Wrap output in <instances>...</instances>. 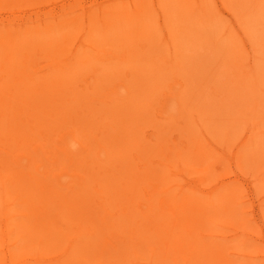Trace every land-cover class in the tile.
I'll list each match as a JSON object with an SVG mask.
<instances>
[{
  "label": "bare ground",
  "instance_id": "6f19581e",
  "mask_svg": "<svg viewBox=\"0 0 264 264\" xmlns=\"http://www.w3.org/2000/svg\"><path fill=\"white\" fill-rule=\"evenodd\" d=\"M176 1L173 12L165 1L159 4L166 23H156L158 28L154 19L158 8L153 9L151 0L112 2L109 9H101L105 3L99 13L91 8L88 15L94 21L82 34H87L83 51L64 56L61 49L70 40L75 19L50 26L46 16L50 9L45 11L50 0H0V222L5 227L0 264H252L240 262L247 253L233 258L227 252L238 247L250 250L248 238L223 242L222 236L202 233L245 219L237 200L238 185L223 182L215 189L227 191L203 198L173 183L171 160L176 156L185 154L191 167L202 165V180L208 172L211 175L213 162L205 142L210 128L201 107L194 112L190 106L192 95L183 102L187 95L177 93L176 100L193 119L179 122L175 117L177 124L186 126L183 132L190 135L189 141L165 138L174 125L163 124L155 108L162 75L166 78L157 62L148 59L159 47L166 48L158 42V29L167 32L164 43L175 46L180 43L174 33L176 20L196 18L197 26L190 32L207 27L208 19L199 23L195 15L199 5ZM34 7L42 12L35 10V19L28 12ZM263 13L259 10L246 21L258 27L264 24ZM232 42L231 57L241 60L243 54L237 52L236 40ZM200 48L207 49L205 44ZM236 60L234 68L241 66ZM92 63L100 64L93 69ZM173 67L174 73H188L177 64ZM89 71L95 72L90 86L70 94L68 83ZM244 72L238 78L245 89L241 105L236 100L237 111L229 114L223 107L218 132L223 140H231L249 123L253 135L241 140L237 160L244 169L259 171L262 189L264 105L258 90L264 92V76L252 68ZM223 76L227 80V74ZM217 90L213 87L212 94L220 95ZM203 97L206 107L208 97ZM103 100L101 116L90 104ZM59 130L70 134L52 138ZM65 161L68 164L59 165V171L52 166ZM241 226L246 229L245 222ZM63 237L68 239L67 249L54 257L46 254L57 250ZM23 250L29 252L17 255Z\"/></svg>",
  "mask_w": 264,
  "mask_h": 264
},
{
  "label": "rangeland",
  "instance_id": "374dc122",
  "mask_svg": "<svg viewBox=\"0 0 264 264\" xmlns=\"http://www.w3.org/2000/svg\"><path fill=\"white\" fill-rule=\"evenodd\" d=\"M66 1L67 3L65 6L68 7L69 5V9H65V6H62V4ZM132 1L138 2L140 0ZM132 1L50 0V6L45 8V11L50 9V14H46V16H50V26H57L56 23L61 21L68 22L69 20H76L70 40L68 41V44H66V47L61 49V53H63L64 56H70L68 53L70 52L72 56L74 52L81 53L83 51L84 45L86 44L84 40L87 39V34L85 36H82V34L85 32L86 28L88 29V26H92L94 21L88 15L91 8L95 10L94 13H99L100 8L103 7L105 3V6L101 9H109L108 5L112 2H116L117 5L127 2L131 5ZM162 1H165L166 4L172 7L171 12L177 8L176 0H151L152 4L155 5L153 9L158 8L156 9V15L154 18L157 28V24L161 25L162 23H166L161 10L162 7L159 5L164 4ZM180 1L181 4L188 3L191 5L192 3L194 7L199 5L200 8H197V10L194 8L195 15L198 16V19L200 18L199 23L202 20L208 19V21H206L207 27L204 29L201 27L202 29H195V31L190 32V29L197 26L196 18H191L184 23H182L181 20H176L177 29L174 33H178L180 36V43L175 46L171 43H164V36L167 35V32H162L158 29V42H161V47L165 46L166 48L161 49L158 46V54L155 52L156 55L154 57L152 53L154 58L148 59L157 62L158 66L161 67L159 69V73H161V71L164 72L166 74V78L164 79L162 75V83L158 90L160 96L159 100L156 102L155 108L158 111L157 114L159 117L162 118L161 122L163 124L171 121L174 125L172 129H168L167 136H164L165 138H169L171 142H178L180 140H182V142L189 141L187 139H190V135L187 134L185 136L183 132L186 126L177 124L175 122V117H178L179 122H190L193 119L187 114L189 113L188 111L178 108L176 100H178L177 93L180 95H187L183 97V100H181L183 102H186L192 95L189 103L190 106L194 112H200L195 108L196 106L201 107V110L204 112L201 116H203L205 122H208L206 128H210V130H206L207 134L205 142L210 146L208 151L212 155L213 162L210 170L211 175H209L208 172V176H206L208 178L206 180H202L199 177V174L203 173L202 171L200 172L202 165L199 166V164L195 163V165L191 167L189 165L192 161H189L187 157H185V154L180 157L176 156L173 161L171 160V167L174 169V172H176L173 177V183L184 185L187 191L192 192L197 196L210 198L212 195L217 196L228 190V188L216 190V187L221 185L223 182H235L236 185H234V188L237 185L239 188L237 200L242 209L240 213L245 219H241L235 224H229L226 228H205L202 230V233H212L222 236L224 239H219L223 240V242L239 239L244 241L248 238L247 241L250 244V250H243V247H238L227 250V252L233 253V258H236L238 254L247 253L248 256L245 257L244 261H240L241 263L248 261L252 264H264V188L258 189V185L260 184V179H258L259 171L249 170L246 167L244 169L238 164L237 160L240 142L241 140L249 138L253 135L252 129L249 128V123L243 124L239 133L235 134L231 140H223L221 134L218 132L220 130L219 117L222 116L223 118V114H221L223 107H225V109L228 108L227 111L229 114L237 111L235 107L237 102L236 100H238L241 105L239 97L245 94L243 93L245 89L241 88V82L238 78L244 76V71H248L251 68L254 69V74L257 76L260 74L264 76V24L258 27H253V24H255L254 22L246 21L253 20L256 16L255 13L259 10H263L264 12V0H251L252 4L249 5L250 2H247L241 4L240 6H238L240 3L237 5H235L236 3L230 4L227 0ZM35 10L38 12L37 7L36 9L35 7L30 8L28 11L29 13L33 12L32 16H34V19L37 17L35 16L37 14ZM187 15H184V17H187ZM262 16L264 18V13ZM215 25H218V27H214ZM186 26H188V28H186ZM185 32H188V34H185ZM240 33L243 38L239 36ZM232 39H235L237 42V52L240 50L243 54L241 60H238L237 55L236 58H233V56L231 57V52L234 49V46H232ZM203 44L206 45L207 49L200 48ZM116 51L119 52V49ZM141 51L142 53L144 52L143 49H141ZM66 52L67 55H65ZM172 57L175 58L173 62L170 63L169 61H166V59ZM234 59L239 61V65H241L240 67L234 68L231 66L234 63ZM147 63L148 60H144L142 66L145 67ZM98 64L100 63H92L90 66L94 69V65ZM176 64L179 65L182 70L183 68L186 69L188 73H174L175 68L173 66ZM92 74H95V72L89 71L88 74L82 76L77 75V78L73 82L68 83L67 87H69L68 90L70 91V94L75 92L73 90L78 89L79 87H89V83L91 81L89 77ZM224 74H227V80H224ZM195 78L196 81L194 80ZM191 81L193 82L191 83ZM75 85L77 86L76 88ZM235 86L238 88L235 89ZM213 87L218 89L216 94L219 92H221V94L217 96L212 94ZM86 90L90 91L91 88ZM206 93L209 95L207 96ZM102 94L103 92L98 94V97ZM258 94L259 101L261 100V103L264 105V92L262 90H258ZM202 97L203 100L208 97V100L205 101L207 102L206 107L201 101ZM101 98H105V101L108 99L107 97ZM105 101L98 102L100 104L96 105L90 104L92 107L95 106L94 109L97 111L98 115H103V107H106ZM243 101L244 99L242 102ZM89 103L90 102H88V104ZM252 105V102L249 103V108L252 107ZM178 110L180 111V114H177ZM171 113L175 115L170 117ZM163 116L167 119L164 120ZM83 117L85 116L82 115V118ZM222 118L220 120H222ZM263 124L264 121H262V125ZM187 128H190L189 125ZM262 129H264V126H262ZM58 132H53L52 138L54 136L56 137L58 134H62L61 137L64 138L63 133L65 132L70 134L69 130H59ZM67 164L68 161L63 163L60 162V164L57 162L53 163L52 166L59 171L60 166L63 168V166H66ZM196 214H198V212H196ZM198 216H201V214ZM241 222H245L246 229L244 226H241ZM4 229V223L0 222V240L4 239L2 237V233H4L2 231ZM210 239H212V237L209 238V240ZM67 240L68 239L66 237H63L61 241L62 244L58 245V248H55L57 250L50 249V251H47L46 254L50 255V257L59 255L62 251L67 249ZM26 252L28 253L29 251L23 250L22 253L17 255L22 254V256H24L23 254ZM243 258L244 257L242 256L241 259ZM8 264H11V262L8 261Z\"/></svg>",
  "mask_w": 264,
  "mask_h": 264
}]
</instances>
